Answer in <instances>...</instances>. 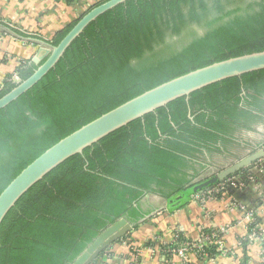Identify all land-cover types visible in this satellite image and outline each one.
I'll return each mask as SVG.
<instances>
[{
    "label": "trees",
    "instance_id": "1",
    "mask_svg": "<svg viewBox=\"0 0 264 264\" xmlns=\"http://www.w3.org/2000/svg\"><path fill=\"white\" fill-rule=\"evenodd\" d=\"M105 1L86 2L85 11L51 38L3 19L0 24L57 45L84 13ZM260 50L264 0L120 3L92 21L54 68L0 110V193L47 148L103 113L176 76ZM44 60L22 63L19 77L27 79ZM16 85L6 80L0 97ZM263 112L260 69L177 98L110 133L50 171L9 211L0 226V264H72L119 219L138 229L148 213L141 205L147 193L188 200L191 159L228 143L237 126ZM255 217L250 232L262 222ZM177 235L164 251L190 241ZM213 242L205 243L207 256L216 252Z\"/></svg>",
    "mask_w": 264,
    "mask_h": 264
},
{
    "label": "crops",
    "instance_id": "2",
    "mask_svg": "<svg viewBox=\"0 0 264 264\" xmlns=\"http://www.w3.org/2000/svg\"><path fill=\"white\" fill-rule=\"evenodd\" d=\"M85 9V1L0 0V19L28 31L53 36ZM34 45L9 33L2 35V85L10 73L32 59L36 53ZM258 149L259 146L244 156ZM229 165H209L191 178L187 185H197ZM229 177H234L235 184L228 185L225 192L216 191L204 200L196 199L193 195L186 200L180 194L166 198V206L155 209L157 213L154 215L153 211L147 214L138 229H134L131 224L124 235L110 241L89 264H242L245 259L248 264H264V243L249 238L250 225L254 221L248 218L249 213H254L262 220L264 228V157L253 162V168L243 169ZM240 181L245 185H238ZM177 233L191 242L200 240L203 233H216L220 235V242H213L216 252L211 256L203 258L191 252L188 263H185L180 257L169 255L163 250V246L172 242Z\"/></svg>",
    "mask_w": 264,
    "mask_h": 264
},
{
    "label": "water",
    "instance_id": "3",
    "mask_svg": "<svg viewBox=\"0 0 264 264\" xmlns=\"http://www.w3.org/2000/svg\"><path fill=\"white\" fill-rule=\"evenodd\" d=\"M126 1L127 0H107L84 13L57 45H54L44 38L24 36L8 25L0 24V38L5 33H9L19 39L33 43L38 46V49L32 57V62L39 64L45 59L31 76L24 80L19 77L15 81L17 85L0 97V110L32 88L54 68L64 56L72 42L92 21L96 20L106 11ZM192 28L194 29L189 30H193L197 33H202L204 31V29L198 27ZM184 36L186 38L187 35L185 34ZM181 45L182 42H179L177 45L175 44L174 47H179ZM260 69H264V50L216 61L162 82L82 125L80 128L47 148L42 154L23 168L4 188L0 193V226L6 215L17 204L20 198L50 171L69 157L78 153H83L85 148L94 145L110 133L128 125L136 119H144L147 114L156 112L157 109L167 106L171 101L177 98L185 96L188 99L191 93L203 89L210 84ZM257 127L259 131L254 132L248 130L249 132L245 131L244 135H258L261 131H264V124L258 125ZM226 144L228 145L226 147L217 145V147L204 148L196 157H193L190 161L191 172H187L189 175L188 180L209 165H229L260 146L262 142H255L247 147L234 146L230 143ZM235 150H239V152L237 153ZM261 157H264V146L242 157V159L235 163L218 170L216 174L212 175L213 177L192 186L187 194L194 195L197 192L203 191L205 188H212L215 184L225 180L230 175L239 173L243 169L253 168V162ZM164 205H167L166 198L156 193L147 194L142 202L144 211H148L147 214L153 211L152 215L157 213L154 211L155 209ZM130 228L131 225L125 218L119 219L103 231L72 264H89L110 241L124 235L127 229Z\"/></svg>",
    "mask_w": 264,
    "mask_h": 264
},
{
    "label": "built area",
    "instance_id": "4",
    "mask_svg": "<svg viewBox=\"0 0 264 264\" xmlns=\"http://www.w3.org/2000/svg\"><path fill=\"white\" fill-rule=\"evenodd\" d=\"M65 1V0H63ZM70 1H74V2H81V1H85L88 4L96 2L98 0H70ZM19 78V74L16 71H13L12 73H10V75L7 77V80H11L13 82H15L17 79ZM3 85L0 83V88ZM230 184H235V179L234 177H227L225 180L218 182L217 184H215L212 188L208 189L207 191H200L197 192L193 195L194 198L196 199H202L204 200L205 198H207L208 196L212 195L214 192H225L228 185ZM238 185L243 186L245 185L244 182H239ZM248 218L250 221H254L255 220V215L254 213H249ZM176 237H178V235L176 234ZM249 238L251 240H261L264 243V228L263 226L257 225L255 227V230L251 231L249 233ZM213 240H215L216 242H220V235L219 234H211V233H203V236L200 240L196 241V242H190V241H184L182 243H180L179 245H175L173 247H169L167 248L165 251L172 256H178L180 257L182 260H184L185 263H188V257H189V253L191 252H196V253H203V258L207 257V253H205V243L206 242H212Z\"/></svg>",
    "mask_w": 264,
    "mask_h": 264
},
{
    "label": "flooded vegetation",
    "instance_id": "5",
    "mask_svg": "<svg viewBox=\"0 0 264 264\" xmlns=\"http://www.w3.org/2000/svg\"><path fill=\"white\" fill-rule=\"evenodd\" d=\"M262 115L260 117H257L256 120H254L252 122H248V124L246 123L247 124L246 126L243 125V124L240 125V126H237L236 127V131L233 133V137H231V141H229L228 143H230L231 145H234V146L237 145L239 147L240 146L247 147V146L252 145L255 142H262V144H263V142H264V131H261L260 134H258V135H247V136L244 135L245 131H248V130H251V131H254V132L255 131H259L257 126L264 124V112L262 113ZM247 126L248 127L250 126V128H246ZM247 142H249V143H247ZM220 145H223V147L228 146L226 143L225 144H220ZM231 145H229V146H231ZM235 151L237 153L239 152V150H235ZM197 154H199V153H197ZM190 170H191V165L187 168L186 171L189 172ZM147 194H149V193H147ZM145 196L141 200V205H142V202H143V199L145 198Z\"/></svg>",
    "mask_w": 264,
    "mask_h": 264
},
{
    "label": "rangeland",
    "instance_id": "6",
    "mask_svg": "<svg viewBox=\"0 0 264 264\" xmlns=\"http://www.w3.org/2000/svg\"><path fill=\"white\" fill-rule=\"evenodd\" d=\"M45 36H46V38H51V37H52V34H46ZM34 46L36 47V51H37L38 46H36V45H34ZM261 146H264V143H263V145H261ZM261 146H259V148H260ZM124 227H125V226H124ZM126 227H127V226H126Z\"/></svg>",
    "mask_w": 264,
    "mask_h": 264
}]
</instances>
